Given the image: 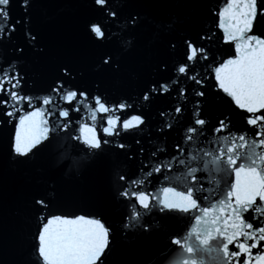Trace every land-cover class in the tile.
<instances>
[{
	"label": "water",
	"instance_id": "1",
	"mask_svg": "<svg viewBox=\"0 0 264 264\" xmlns=\"http://www.w3.org/2000/svg\"><path fill=\"white\" fill-rule=\"evenodd\" d=\"M112 2L120 7L119 19L115 22L105 19L94 0H30L27 13L21 8L20 0H12L9 7L12 21L20 19L21 26L11 38H0V67L7 68L11 64L20 73L25 95L50 94L55 82L61 79L59 69L69 66L73 70V80L66 87L88 92L89 100L93 95H99L109 106L120 102L130 104L132 107L126 113L117 114L122 120L132 114H141L146 124L119 137H109L112 143L98 155L90 156L83 145L71 139L78 134L76 122H85L80 119V114H73V124L67 131L56 134V139L50 135L49 141L42 142L24 157L14 153V137L19 117L32 109L24 104L23 111L13 118L4 116L0 109V264H41L36 251L40 215L46 218L83 215L100 219L110 230L109 246L100 264H168L175 256L174 246L168 243L166 232L157 226L169 224L173 232L183 235L188 221L177 220L153 208L141 220L142 224L150 225L148 231L125 228V217L130 215V208L118 195L126 186L118 181V175H127L130 182L144 178L148 167L172 162L171 171L154 174L143 186L142 190L159 194L164 187L177 185L176 181L170 183L165 177L178 176L184 171L177 162L179 159L194 154L200 147L206 150L212 147L211 141L215 137L210 129L216 126L218 119L225 115L230 118L229 131L233 135H253V130L245 123L250 114L236 107L217 89L213 72L207 67L211 65L214 69L220 62L236 55L234 43L224 40V30L219 27V13L226 7L227 0ZM258 4L264 5V0H258ZM129 17L136 18L135 26L126 23ZM100 21L108 24L102 40L97 39L88 27L90 23ZM25 31L36 37L34 43L28 40ZM251 34L264 37V18L258 17ZM200 36H211L210 41L203 40L198 44L210 49L209 60L196 65V71L201 75L207 73L204 87L200 89L205 91V97L200 99L202 117L208 124L204 137L195 145H183L185 153L181 155L173 147L182 143L184 133L180 123L172 120L176 125L173 130L164 134L156 131L162 126L159 113L175 104V89L170 94L153 96L150 102L143 101L142 94L154 83L175 78V65L183 62V41L190 39L196 43ZM105 56L112 58L111 66L102 65ZM187 83L192 84L191 81ZM196 99L189 95L183 124L189 121ZM39 106L37 103L36 107ZM81 112L84 113L83 108ZM258 114L264 115V111ZM105 115L98 114V131ZM52 122L53 118H50L49 123ZM119 143L126 147L116 148L115 144ZM157 148L164 154L157 151L153 158L151 153ZM64 153L77 160L74 167L60 159ZM173 156L177 161H173ZM216 179H220L219 174ZM204 182L205 187L211 186L206 176ZM219 186L224 188L223 180ZM177 190L182 189L178 187ZM36 198H47L48 208L37 206ZM216 198H222V195L217 193L213 202ZM244 218L250 221L251 213H246ZM253 223L254 227L262 226L264 219ZM230 250L235 249L230 246ZM259 252V248L253 249L254 255ZM240 259L243 264L244 257Z\"/></svg>",
	"mask_w": 264,
	"mask_h": 264
},
{
	"label": "snow or ice",
	"instance_id": "2",
	"mask_svg": "<svg viewBox=\"0 0 264 264\" xmlns=\"http://www.w3.org/2000/svg\"><path fill=\"white\" fill-rule=\"evenodd\" d=\"M11 3L12 0H0V38H11L21 26L20 19L12 21ZM94 3L106 20L115 22L119 19L120 7L112 0H94ZM20 6L27 13L30 0H20ZM219 15L224 40L234 43L236 55L220 62L214 69L211 65L207 67L213 72L217 89L236 107L250 114L245 123L251 127L253 135H233L229 131L230 118L225 115L218 119L216 126L210 129L215 137L211 141L212 147L207 150L200 147L194 154L178 161L173 156V161L183 166L184 171L178 176L165 177L170 183L176 181L177 185L164 187L159 194L142 190L143 186L154 174L171 171L172 162L148 167L144 178L130 182L127 175H118V181L126 184L118 195L130 208V215L125 217V228L148 231L150 225L142 224L141 220L153 208L177 220L188 221L183 235L173 232L169 224L157 226L166 232L168 243L174 246L175 256L168 264H241V257H244L243 264H264V225L254 227L253 223L264 219V115L258 114L264 111V37L251 34L258 17L264 18V5L258 4V0H227ZM126 23L135 26L137 21L135 17H129ZM88 27L97 39L105 38L108 24L104 21L92 22ZM25 35L30 42L36 41L30 32L25 31ZM203 40L210 41L211 36H200L196 43L185 39L183 62H178L174 69L176 77L168 82L154 83L142 94V100L150 102L153 96L170 94L175 89V104L159 113L162 126L156 131L164 134L176 127L172 120L180 123L184 133L182 143L173 147L181 155L185 153L183 145H195L204 137L208 124L202 117L200 99L205 97V91L200 89L204 87L207 73L201 75L196 71L198 62L209 60L210 49L198 46ZM112 62L110 56L102 59L104 66H111ZM59 72L61 79L55 82L50 94L33 97L22 92L23 77L11 64L7 68L0 67V109L4 116L15 117L17 112L23 111L24 104L32 109L18 119L13 146L15 154L26 157L42 142L49 141L50 135L56 139V134L72 126L73 114H80V119L85 122H76L78 134L71 139L83 145L90 156L98 155L112 143L109 137H119L146 124L141 114H132L123 120L117 114L126 113L132 107L130 104L120 102L109 106L99 95H93L89 100L88 92L66 87L73 80V70L69 66L61 67ZM188 81L192 84L188 85ZM189 95L197 99L189 121L183 124ZM37 103L39 107H36ZM98 114H106L101 119L99 131ZM50 118H53L51 124ZM226 132L227 135H218ZM115 147L124 149L126 145L119 143ZM157 151L164 154L157 148L151 153L153 158ZM60 159L70 167L77 164L69 153L62 154ZM218 174L220 179H216ZM205 176L210 187H205ZM220 180H223L224 188H220ZM178 187L182 190H177ZM217 193L222 198L213 202ZM34 202L41 209L46 210L49 206L47 198H36ZM246 213H251L250 221L245 220ZM38 220L36 251L41 264H100L110 236L109 228L100 219L83 215L75 218L40 215ZM230 246L235 250H230ZM257 248L260 252L254 255L253 249Z\"/></svg>",
	"mask_w": 264,
	"mask_h": 264
}]
</instances>
